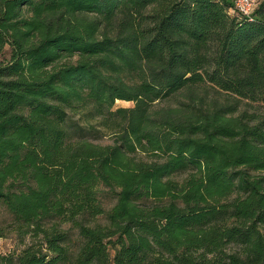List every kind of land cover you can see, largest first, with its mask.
Masks as SVG:
<instances>
[{
    "label": "trees",
    "instance_id": "1",
    "mask_svg": "<svg viewBox=\"0 0 264 264\" xmlns=\"http://www.w3.org/2000/svg\"><path fill=\"white\" fill-rule=\"evenodd\" d=\"M260 3L0 0V264H264V116L192 98L264 107Z\"/></svg>",
    "mask_w": 264,
    "mask_h": 264
},
{
    "label": "rangeland",
    "instance_id": "2",
    "mask_svg": "<svg viewBox=\"0 0 264 264\" xmlns=\"http://www.w3.org/2000/svg\"><path fill=\"white\" fill-rule=\"evenodd\" d=\"M87 18L90 20L97 19V17L94 15H88ZM105 29L106 28L102 24L100 25L99 32H102ZM192 98L196 102L202 101L207 106L216 107V108H220L223 106L230 107L235 104L236 105L235 107L238 108V110L234 113V117H237L239 114H241L244 111H247L249 115L251 114L253 115V113H255L259 117L264 116V107L260 105H256V104H254L253 106H249L244 101H239L237 103L235 99L232 98L231 96L224 94V93L221 94V93L214 92L210 88L195 89L193 92ZM181 101L187 102L188 99L185 98L183 94H181V95H178V97L175 99L164 100L160 103H156L153 108L160 110V109H164L165 107H171V106H176V105L181 106L180 104H178ZM132 105L133 104L131 102L119 100L115 103L114 107L115 108L131 107ZM77 119H79V116H75L73 118L74 121ZM92 122H93V125L100 131L99 133L91 132L90 135L86 137L88 141H92L95 144L103 145V146H105L106 144H114L116 142L117 137H116L115 132H113V130H110L107 128L103 129V127L98 126L97 125L98 120L92 121ZM75 139L76 137L74 138V140ZM254 174L264 175V173H260V172H255ZM182 177L177 178L176 180L180 181ZM98 200L102 203L106 211L107 209L111 208L115 204V200L109 188H104L103 186L99 187ZM95 223L104 224L105 223L104 217L103 216L96 217L94 220H92V224H95ZM13 225L14 224H13L11 216L8 214L5 208H3L0 205V232L4 234L3 237H0V253H8L14 249L21 247V245L19 244V241L16 239L15 235L11 232V230L13 229ZM62 228H65V229L69 228V225L63 224ZM71 234H72V238L74 242L77 243L78 241L77 231L71 230Z\"/></svg>",
    "mask_w": 264,
    "mask_h": 264
},
{
    "label": "built area",
    "instance_id": "3",
    "mask_svg": "<svg viewBox=\"0 0 264 264\" xmlns=\"http://www.w3.org/2000/svg\"><path fill=\"white\" fill-rule=\"evenodd\" d=\"M262 0H232L234 10L237 14L245 17H251Z\"/></svg>",
    "mask_w": 264,
    "mask_h": 264
}]
</instances>
